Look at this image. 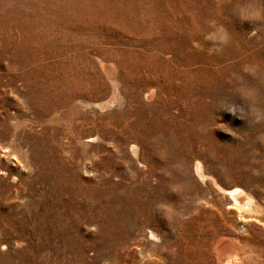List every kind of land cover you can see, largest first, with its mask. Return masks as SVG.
<instances>
[{
    "label": "rangeland",
    "instance_id": "1",
    "mask_svg": "<svg viewBox=\"0 0 264 264\" xmlns=\"http://www.w3.org/2000/svg\"><path fill=\"white\" fill-rule=\"evenodd\" d=\"M195 162L264 189V0H0V264H213L129 233L135 168L188 169L143 224L192 228Z\"/></svg>",
    "mask_w": 264,
    "mask_h": 264
},
{
    "label": "bare ground",
    "instance_id": "2",
    "mask_svg": "<svg viewBox=\"0 0 264 264\" xmlns=\"http://www.w3.org/2000/svg\"><path fill=\"white\" fill-rule=\"evenodd\" d=\"M187 170L185 167H180L177 170L170 169L167 172L164 170L155 171L152 168H135L132 170L126 183V212L129 221V233L133 223H136L137 226L142 224L140 232L146 240L155 242L158 245H155L156 247L165 244L164 248L158 250L156 257L167 256L172 250L175 252L183 243L192 244L194 242L202 246L204 241L212 236L210 243L214 252L213 264H264V243L250 235V231L254 227L264 231L262 225L264 220V189L260 193H254L245 187L249 183L255 184L259 180L251 172L255 170L252 167L239 168L235 170L237 175L223 180L218 176L209 174L200 162H195L192 171L196 176L194 180L196 183L192 184L190 190H186L185 198L181 199L180 203L178 202L179 210L186 209V217L192 222V228L188 232L182 231L181 227L185 224V220L180 219L179 224L173 225L175 228L173 229L174 232L172 231L173 244L168 245L166 238H161V236L164 237L163 234L146 225L161 227L166 222L159 214V203L162 204V200L165 202L169 196L173 198L180 195L181 190L175 185H178L179 180L186 178ZM258 171H264V168L260 167ZM136 176H142L143 179L133 184ZM183 181V185L189 182L187 179ZM260 182L264 185V178ZM221 207L224 209V215ZM150 210L155 212V219L151 218L154 215L150 214ZM230 215H234L235 220L240 223V233L234 232L225 225V217L229 219ZM167 226L170 225L167 224ZM173 226L171 225V227ZM235 234L240 235L234 238L233 235ZM166 235L170 237L168 231H166ZM243 235L247 237H243ZM201 251L202 248L197 252ZM190 257L187 256V259L190 260ZM197 257L200 264H203L201 256L197 254ZM157 263L160 261L158 260Z\"/></svg>",
    "mask_w": 264,
    "mask_h": 264
}]
</instances>
